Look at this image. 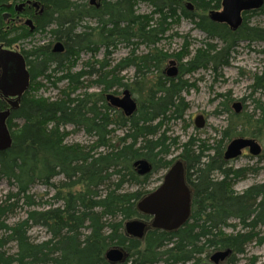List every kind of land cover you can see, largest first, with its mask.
I'll list each match as a JSON object with an SVG mask.
<instances>
[{
	"label": "trees",
	"instance_id": "1",
	"mask_svg": "<svg viewBox=\"0 0 264 264\" xmlns=\"http://www.w3.org/2000/svg\"><path fill=\"white\" fill-rule=\"evenodd\" d=\"M86 1L54 0L50 18L39 20L34 33L0 31L1 41L12 46L54 27L48 31L50 43L24 51L31 90L11 110L13 145L0 152V183L5 180L12 187L0 201V264H113L106 258L113 248L126 257L114 264H214L211 252L225 250L232 255L222 264H238L249 245H264V183L240 194L234 186L264 167L235 169L224 153L238 137L264 140V103L253 99L255 113L238 114L228 104L232 95H222L221 113H229V125L213 144L197 136L182 143L170 135V124L185 122L191 108L184 94L196 84L186 76L202 71L219 75L240 44H264V28L249 23L264 14V7L245 13L243 27L235 31L208 16L210 10H221L222 0H103L98 9ZM140 1L152 8L150 13L137 12ZM182 20L205 35L194 52L190 37L176 32ZM179 38L180 51L159 47L166 39ZM57 41L65 46L64 53L53 52ZM120 45L130 53L114 65L111 57ZM141 47L146 53L139 54ZM100 51L102 60L97 59ZM83 53L91 57L82 71L74 72ZM173 62L175 77L168 75ZM128 69L134 71L129 82L123 76ZM41 78L55 88L65 86L56 98L39 96L45 85ZM252 79L250 98L264 97V69ZM95 87L101 91L91 92ZM117 88L130 90L135 98L133 115L127 117L107 99V93L118 94ZM78 132L91 142L68 143ZM142 159L152 172L141 176L135 163ZM177 162L185 165L194 190L188 223L175 231L149 229L143 238L128 234L127 223L150 220L139 210V202L152 193L147 190L150 179ZM35 185L54 191L52 205L40 207L31 193ZM25 209L26 217L11 224L10 218ZM37 228L48 238H33ZM248 263L259 264L258 257Z\"/></svg>",
	"mask_w": 264,
	"mask_h": 264
},
{
	"label": "rangeland",
	"instance_id": "2",
	"mask_svg": "<svg viewBox=\"0 0 264 264\" xmlns=\"http://www.w3.org/2000/svg\"><path fill=\"white\" fill-rule=\"evenodd\" d=\"M74 2H80V0H72ZM89 3V2H88ZM137 12L139 14L150 13L152 8H150L147 3L139 2L136 6ZM83 25H88L90 27L95 26V22L84 21ZM250 25H259L264 28V14L254 15L250 20ZM54 27L49 28L53 29ZM79 30V29H78ZM44 34H36L32 36L31 39L26 41H22L19 44L21 50H25V52H29V50L34 47H38L42 44H48L52 40V36L48 34L49 32ZM176 32L180 35L189 36L192 40L191 50L194 52L199 48L203 41L206 40L205 35L202 32H199L194 28L193 24L189 21L182 20L179 27H177ZM5 45V44H4ZM183 45L182 39H169L164 40L159 47L165 51L176 52L180 51L181 46ZM6 48H12L9 46H5ZM264 49L263 43H255L253 45H248L247 42H244L238 46L235 53L233 54V60L230 63V66L225 67L221 74L216 75L212 71H202L196 74H192L190 76H186V79L191 83H195V87L189 93H185V97L189 104H191V108L187 112V117L185 122H172L170 124V135L171 136H179L181 138L182 143L186 142L190 137L197 136L202 140H209L211 144L214 141L220 138L219 132L226 129L229 125L228 120L230 118L229 113H221L225 107H222L224 98H221L222 95L231 94L233 101L228 103L231 108L236 103H242L241 112L243 114H253L255 113V103L253 99L258 100L262 99L264 103V97H261L260 94L251 97L252 90H250V86L253 84L252 77L256 72H260L264 69V56L260 54V51ZM139 54L146 53V49L141 47L139 49ZM129 49L125 48L123 45L117 47L114 51V54L111 57V63L116 65V62L121 59L126 58L129 54ZM104 52L100 51L98 53L97 59L102 60L104 57ZM90 55L83 53L81 59L79 60L76 67L73 69L74 72H80L84 69V63L90 59ZM172 65L169 66V69ZM133 69H128L123 73V76L126 78L125 81L129 82L133 79ZM39 82H43L44 87H41L38 95L47 97L50 99L56 98L59 94V90L63 89L65 83H60L57 85V88L50 86L43 78L38 80ZM101 89L99 87H95L91 92H99ZM114 91L118 92L120 95L124 89L117 88ZM242 100H245L243 102ZM235 109L233 108V111ZM203 115L205 117L206 127L204 129L199 130L194 125L195 119L198 116ZM66 129L68 131H73L71 126H67ZM122 135V132L118 133V136ZM68 143L76 144L81 143L83 145H87L91 142L90 138L86 136L83 132H78L76 134L71 135L67 139ZM257 143L261 145L262 151L260 154L264 153V140L256 139ZM179 153H176L177 156ZM235 169H239L241 167H264V158L260 159L258 156H252L246 150L243 152L242 156L239 159L233 161L231 163ZM168 173V171L161 172L159 174L153 175L150 179V184L147 187V190L150 192H154L161 184L164 182V177ZM61 178H57L55 182H58ZM264 183V171L261 170L258 174H250V176L246 179L240 180L234 188L237 193H242L253 185H259ZM12 190L5 180H2L0 183V201L3 197ZM31 193L40 202V207L47 208L50 204L52 205V198L54 196V191L48 189L47 187L41 185H35L32 189ZM49 204V205H48ZM26 217V209L23 212L18 213L15 218H10V223L13 224L21 219ZM231 223H237L236 220H231ZM228 234H231L233 231L231 229H225ZM238 231V230H237ZM31 236L33 238H39L40 240L47 239L48 235L44 229H34L31 232ZM215 254L211 252V256ZM258 257L259 264L264 263V245L259 246L257 243H253L246 248V253L243 256H238V264H249V260Z\"/></svg>",
	"mask_w": 264,
	"mask_h": 264
},
{
	"label": "water",
	"instance_id": "3",
	"mask_svg": "<svg viewBox=\"0 0 264 264\" xmlns=\"http://www.w3.org/2000/svg\"><path fill=\"white\" fill-rule=\"evenodd\" d=\"M92 1L95 2V0ZM221 5L220 11H210L208 16L215 23L225 24L236 31L243 27V14L261 10L264 7V0H223ZM188 7L192 10L194 9L191 4ZM26 25H30L31 31L35 30L31 20H27ZM53 51L61 54L65 51V47L62 43H56ZM8 61L12 62L14 66L9 68L8 79H10L11 84L6 86L5 77L7 71L3 68ZM0 68L2 69L0 72V90L8 97L17 98L11 102V109H17L21 97L30 90L31 78L26 67V59L20 52L5 50L0 46ZM176 74L177 69L172 65L168 75L175 76ZM122 96L106 95L113 107L122 109L124 114L129 117L137 111L138 106L129 90H125ZM234 108L236 113H241L242 103H236ZM11 109L4 112L0 111V152L11 149L13 145L12 133H10L7 123L11 115ZM195 125L198 129H204L206 126L204 116H198L195 120ZM249 147L252 155H260L262 147L255 139L238 138L233 140L225 153L227 161L239 158L242 151ZM135 167L141 176L152 172L151 164L146 159L136 162ZM184 174L185 168L183 164L181 162L175 163L165 175L164 183L139 202V210L154 218L151 223L152 228L164 231L177 230L190 217L192 190L186 184ZM126 225L128 234L139 238L144 237L147 224L134 220ZM231 255V250L215 252L211 256V261L219 264ZM106 258L114 264L123 262L126 257L125 252L121 249L113 248L107 253Z\"/></svg>",
	"mask_w": 264,
	"mask_h": 264
},
{
	"label": "flooded vegetation",
	"instance_id": "4",
	"mask_svg": "<svg viewBox=\"0 0 264 264\" xmlns=\"http://www.w3.org/2000/svg\"><path fill=\"white\" fill-rule=\"evenodd\" d=\"M56 1V0H55ZM102 1L103 0H95V2H93L92 0H87L86 1V3L87 4H89V6L90 7H95V8H100L101 6H102ZM223 1V0H222ZM44 3H42V2H39V1H34V0H8V1H5V2H3V3H0V18L2 19V21H1V23L3 24V27H1L0 28V31L1 32H3V33H5V34H7L8 32H14V31H16V30H23V31H25L26 33H28V32H30V33H34L35 32V30H36V28H37V23H38V21L39 20H44V21H46V20H48V18H50V13L49 12H51L53 9H54V0H44L43 1ZM89 2V3H88ZM189 4H191V3H189ZM221 4H222V2H221ZM192 5V4H191ZM189 6V5H188ZM194 7V6H193ZM222 8V7H221ZM192 10V9H191ZM210 11H213V10H210ZM214 11H220V10H214ZM210 13V12H209ZM209 13H208V15H209ZM245 14V13H244ZM243 14V15H244ZM210 17V16H209ZM244 17H245V15H244ZM27 20H31L32 21V24H34V26H35V30L34 31H31V27H30V25H26V22H27ZM90 22H92V21H90ZM95 25H96V22H95ZM1 34V33H0ZM28 39H31V37L30 38H28ZM2 39H1V37H0V46L1 47H3L5 50H10V51H13V52H20L24 57H25V59H26V67L28 68V71H29V73H30V78H31V71H30V67H29V65H28V62H27V57H26V55H25V53H24V51L25 50H21L20 48L21 47H19V44H20V42H18L17 44H14V45H12V46H9V47H12V48H6L5 46H7L6 45V42H4V41H1ZM56 43H62V42H59V41H57V42H55L54 43V46H53V49H54V47H55V44ZM5 44V45H4ZM65 47V46H64ZM54 52V51H53ZM64 53V52H63ZM57 54V53H56ZM171 65H173V67H176V69H177V66H175L176 64H175V62H173V63H171ZM10 66H14V64L12 63V62H10V61H8L5 65H4V68L3 69H6V71H7V75H6V77H5V79H6V81H5V84H6V86L7 85H9V84H11V82L9 81L10 79H8V75H9V68H10ZM2 71V69L0 68V72ZM169 71V70H168ZM177 74H178V72H177ZM177 74L175 75V76H177ZM175 76H173V77H175ZM4 79V80H5ZM31 84H32V78H31V81H30V87H31ZM30 87H29V89H30ZM31 90V89H30ZM29 90V91H30ZM28 91V92H29ZM101 91V90H100ZM125 91V90H124ZM124 91L119 95V94H117V95H115V94H113V93H107V94H112V95H114V96H119V97H123L122 95H123V93H124ZM130 91V90H129ZM131 93V92H130ZM25 95V94H24ZM23 95V96H24ZM22 96V97H23ZM21 97V98H22ZM134 98V97H133ZM17 98H13V97H8V96H6L4 93H3V91H1L0 90V111L1 112H4V111H8V110H10L11 109V102L12 101H14V100H16ZM134 100H135V98H134ZM20 102H19V105H20V103H21V99L19 100ZM136 101V100H135ZM19 107V106H18ZM233 108H234V105H233ZM120 109V108H119ZM235 109V108H234ZM11 110H13V109H11ZM122 110V109H121ZM123 111V110H122ZM11 112V111H10ZM12 113V112H11ZM242 113V112H241ZM238 114H240V113H238ZM11 116V115H10ZM203 116V115H202ZM10 119V118H9ZM8 119V120H9ZM204 119H205V117H204ZM196 120V119H195ZM7 123H8V121H7ZM9 124V123H8ZM194 125H195V121H194ZM196 126V125H195ZM206 127V126H205ZM8 128H9V126H8ZM196 128H197V126H196ZM199 130H201V129H199ZM9 131H10V129H9ZM238 138H241V137H238ZM237 138V139H238ZM245 139H249V138H245ZM234 140H236V139H234ZM233 141V140H232ZM231 141V142H232ZM230 142V143H231ZM230 143H228L227 144V148H228V146H229V144ZM227 148H226V150H225V153H226V151H227ZM248 151L249 152V154H251L250 153V147L249 148H246V149H244L243 151H242V153L240 154V156L239 157H241L242 156V154H243V152L244 151ZM225 153H224V156H225ZM252 155V154H251ZM261 155V154H260ZM259 155V156H260ZM252 156H254V155H252ZM258 156V157H259ZM237 159H239V158H236V159H230V160H228V161H235V160H237ZM225 160L227 161V159H226V156H225ZM227 161V162H228ZM183 166H184V168H185V165L183 164ZM170 171V170H169ZM168 171V172H169ZM184 179H185V181H186V184L188 185V187L190 188V190H192V193H191V201H192V203H191V209H190V211H191V213H190V217L188 218V220L191 218V216L193 215V211H192V208H193V195H194V190L192 189V187H191V185L189 184V182H188V180L186 179V168H185V174H184ZM164 183V182H163ZM162 183V184H163ZM161 184V185H162ZM144 215H146L145 213H144ZM146 216H148V217H150V220L149 221H147V220H139V221H141L142 223H144V224H147V228H146V231H145V233L149 230V229H153L152 227H151V223L153 222V220H154V218L152 217V216H149V215H146ZM188 220L186 221V223L185 224H187L188 223ZM184 224V225H185ZM184 225H182V226H184ZM181 226V227H182ZM180 228V227H179ZM178 229V228H177ZM170 231H175V230H170ZM231 257V256H230ZM228 259V258H227ZM227 259H225V260H227ZM224 260V261H225ZM224 261H222V263L224 262ZM222 263H219V264H222ZM215 264V263H214Z\"/></svg>",
	"mask_w": 264,
	"mask_h": 264
}]
</instances>
